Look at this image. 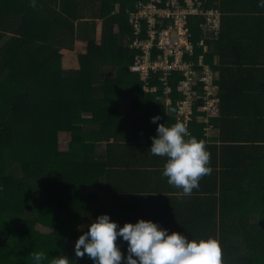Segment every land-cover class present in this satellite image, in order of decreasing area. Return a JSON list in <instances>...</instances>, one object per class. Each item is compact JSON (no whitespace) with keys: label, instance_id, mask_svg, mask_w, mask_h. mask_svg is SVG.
<instances>
[{"label":"trees","instance_id":"trees-1","mask_svg":"<svg viewBox=\"0 0 264 264\" xmlns=\"http://www.w3.org/2000/svg\"><path fill=\"white\" fill-rule=\"evenodd\" d=\"M194 1L220 13L217 33L203 30L200 16L189 20L194 43L208 46L196 52L217 72L220 103L209 121L196 113L187 127L205 141L212 172L184 196L161 174L166 157L147 150L152 116L177 121L157 104L161 91L146 92L131 70L134 0H0V264H34L36 252L42 264L63 256L92 264L75 256V240L103 213L118 226L142 218L131 211L190 239H217L222 264H264V8ZM77 40L86 46L79 67L63 68L59 52ZM178 79L170 78L174 115ZM135 190L141 199L129 197ZM151 193L161 197L148 210ZM116 243L126 254L127 242Z\"/></svg>","mask_w":264,"mask_h":264},{"label":"clouds","instance_id":"clouds-1","mask_svg":"<svg viewBox=\"0 0 264 264\" xmlns=\"http://www.w3.org/2000/svg\"><path fill=\"white\" fill-rule=\"evenodd\" d=\"M264 8V0H257ZM35 7V0H30ZM160 115L150 118L156 123V135L151 136L147 149L151 155L166 157L162 176L167 183L188 196L199 188V180L212 172L211 153L203 139L190 135L187 125L177 121L167 126L157 123ZM127 242L126 254L122 255L117 238ZM76 257L87 255L92 264H222L221 248L217 239H190L183 233L161 227L152 220L137 219L118 226L109 214L98 215L82 231L74 242ZM34 264H42L45 254L32 253ZM68 257L55 259L52 264H68Z\"/></svg>","mask_w":264,"mask_h":264},{"label":"built area","instance_id":"built-area-1","mask_svg":"<svg viewBox=\"0 0 264 264\" xmlns=\"http://www.w3.org/2000/svg\"><path fill=\"white\" fill-rule=\"evenodd\" d=\"M192 16L203 18V30L218 32V9L200 1L134 0V8L129 12L133 32L129 47L136 50L133 70L139 74L146 92L161 91L157 97L167 107L173 104L170 78L174 73L179 76L177 90L182 98L176 101L175 117L187 127L196 113L201 114L199 119L209 121L211 115L219 112L220 103L217 72L205 61L204 54L196 52V45H204V40L196 44L191 38ZM155 74L159 85L150 83ZM206 130L210 131L211 125Z\"/></svg>","mask_w":264,"mask_h":264},{"label":"crops","instance_id":"crops-1","mask_svg":"<svg viewBox=\"0 0 264 264\" xmlns=\"http://www.w3.org/2000/svg\"><path fill=\"white\" fill-rule=\"evenodd\" d=\"M99 29H100V21H99ZM97 37H98V40H100V30H99V33H98V35H97ZM66 50H68V51H72V53L74 52L75 53V51H77V52H79V53H85V51H86V46L82 43V42H80V41H75V44H74V48L72 49V50H69V49H65V48H62L61 50H60V53H61V58H60V61L63 63V64H67L68 65V62L71 60V65H74L75 63H77L78 64V67H79V63H78V58H76V60L75 59H71L70 57H68L67 58V55H65V56H63L64 54H65V51ZM73 55V54H72ZM69 56V55H68ZM78 67H68V68H78ZM65 68V67H64ZM131 70H133V68H132V66H131ZM134 71V70H133ZM136 72V71H135ZM157 104L158 105H160V106H163V107H165V111L167 112V115L169 116V115H171V116H174L175 117V115H174V112H172L171 111V109L169 108V107H167L164 103H162L159 99L157 100ZM176 118V117H175ZM145 171L147 172V170L145 169ZM168 186H170L171 188H175L174 186H171V185H168ZM172 192L173 193H171V194H181L180 192H179V190H177L176 188H175V190H172ZM149 193H147V194H145V196H147ZM171 194H169V196H173V195H171ZM142 195L143 194H141L138 190H135L134 192H133V194H129V197H134L135 199H141L142 198ZM151 195H153L154 196V201L153 202H150V203H152V205L153 206H151V207H149V209L148 210H152V208L155 206V205H157L159 202H160V200H156V196L157 195H154V194H152L151 193ZM150 195V197H149V199L148 200H151V198H152V196ZM138 197V198H137ZM158 198L159 197H161L160 195H158L157 196ZM144 200V199H143ZM145 202H146V200H144ZM143 201V202H144ZM145 202H144V204H145ZM166 202H169V200H165V202L163 203V204H166ZM175 202V201H174ZM140 203H141V201H140ZM137 207L138 208H143V207H148V206H145V205H140V204H138L137 205ZM136 207V208H137ZM146 209V208H145ZM147 210V209H146ZM133 216H142V219H148V218H151V220L153 221V218H152V216H153V214L152 213H143L142 215H138V214H135L134 213V211H131L130 212ZM141 217H136L135 218V222L137 221V219H140ZM132 220V219H131Z\"/></svg>","mask_w":264,"mask_h":264},{"label":"rangeland","instance_id":"rangeland-1","mask_svg":"<svg viewBox=\"0 0 264 264\" xmlns=\"http://www.w3.org/2000/svg\"><path fill=\"white\" fill-rule=\"evenodd\" d=\"M101 23V22H100ZM206 49H208V46L206 47ZM86 52V51H85ZM60 53V52H59ZM73 54V55H72ZM79 54H84V53H79V52H77V51H75V53L73 52L72 53V51H68V50H66L65 51V54L63 55V56H65V55H67V58L68 57H70L71 59H75L76 60V58H78V56H79ZM60 55H61V53H60ZM69 55V56H68ZM218 59V57H215V60H217ZM78 63H79V61H78ZM60 64H61V66L64 68H68V67H78V64L77 63H75L74 65H71V60L68 62V65L67 64H63L61 61H60ZM137 73V72H136ZM162 101H164V97H162ZM165 102V101H164ZM211 132H209L208 131V135L209 136H212V135H215L216 134V131L215 130H210ZM68 141H69V138H68V135H66V134H63V133H61V134H59V142H60V148L61 149H65L66 147H67V143H68ZM35 229L36 230H38L39 232H41V233H47L48 231H50V230H48V229H46V228H44V227H42V226H40V225H37L36 227H35Z\"/></svg>","mask_w":264,"mask_h":264}]
</instances>
